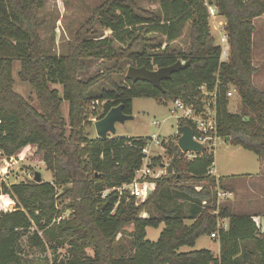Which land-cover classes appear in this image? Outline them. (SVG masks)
<instances>
[{
  "label": "trees",
  "instance_id": "obj_1",
  "mask_svg": "<svg viewBox=\"0 0 264 264\" xmlns=\"http://www.w3.org/2000/svg\"><path fill=\"white\" fill-rule=\"evenodd\" d=\"M212 2L226 20L230 53L225 61L211 32L205 0H161L159 12L142 13L134 1L109 0L97 10L96 20L110 35L78 36L66 54L54 53L39 33L38 12L44 0H0V160L36 145L54 178L53 182L8 184L0 173V200L14 203L11 210L0 206V264H264V232L255 215L235 214L215 203L216 193L210 186L216 187L222 178L211 173L214 150L205 149L187 159L176 143L178 136L164 140L173 172L150 178L156 183L155 190L138 202L130 191L114 188L133 181L150 137L90 135L95 123L92 118L102 119L121 104L124 113L132 114L136 97L154 98L159 103L176 99L199 103L205 86L210 92L217 91L218 135L230 137L234 145L264 158V89L253 82L257 70L253 64L255 19L264 15V0ZM188 23L190 50L178 51L171 44ZM86 32L98 34L92 25ZM143 43L162 48V52L134 51ZM105 58L117 60L112 69L81 78L87 61ZM16 60L20 62L18 75L31 85L39 108L15 90ZM126 60L149 69L178 60L189 65L164 79L160 89L147 81L128 79L121 65ZM113 74L124 76L125 83H119ZM101 80L112 89L102 91L98 105L91 91ZM52 85H61L62 95ZM230 86L241 97V112L229 110ZM64 101L69 103V123L62 112ZM184 126L193 127V123L178 119L180 133ZM66 157L74 160L75 183L79 181L82 188L77 191L79 199L64 205L71 213L62 218L59 200L63 195L58 186L74 181L64 166ZM165 165L162 155L151 157V167ZM86 172L90 180L85 178ZM205 181L199 189L196 183ZM105 189L114 190L103 196ZM219 217L229 220L226 229L218 227ZM161 223L164 228L158 240L147 239V228ZM127 225L133 226L129 233L133 249L116 256L118 235ZM215 230L219 236L212 239L220 243L219 256L207 248L181 250L195 247L199 237ZM30 249L38 250L39 257L28 259Z\"/></svg>",
  "mask_w": 264,
  "mask_h": 264
},
{
  "label": "rangeland",
  "instance_id": "obj_2",
  "mask_svg": "<svg viewBox=\"0 0 264 264\" xmlns=\"http://www.w3.org/2000/svg\"><path fill=\"white\" fill-rule=\"evenodd\" d=\"M109 0H44L42 9L38 12V19L40 24L39 33L46 44L56 54L68 53L71 45L75 42L78 36L84 34L104 37L110 35V31L101 25L100 20L97 19V10H99L104 3ZM111 1V0H110ZM123 1V0H121ZM127 2L134 1L139 13L143 11L159 12L161 0H125ZM140 9V10H139ZM216 19L210 18V28L212 34L215 36L216 43L221 45V36L224 33L223 29H216V21L224 20L216 7ZM226 21V20H224ZM255 32L253 34V64L257 68L253 75L254 84L264 89V15L255 20ZM93 26L98 34L87 33L86 30L90 26ZM156 34H149V37H156ZM159 39L164 40L163 37ZM191 43V25L188 23L185 26L182 36L171 44L172 47L178 51H189ZM119 44L116 43L115 47L118 49ZM145 50L147 53H160L162 48H153L152 45L139 44L134 51ZM230 53V51H229ZM223 60V58L221 57ZM115 60L110 59H91L87 61V69L80 76L83 79L90 77H96L103 75L107 72V69L116 64ZM126 69L132 65L131 60H126L121 63ZM20 70V62H14L13 75L15 79V90L22 94L25 98L29 99L30 103L39 108L36 93L32 89L31 85L27 82L21 81L18 72ZM119 83L124 84V76L119 74H113V76ZM57 87L62 95L61 85H52ZM112 89L111 85L104 80L99 81L91 91L94 95L95 104L101 105L100 94L103 90ZM229 110L232 112L242 111V100L238 95L229 99ZM173 107L171 101L167 103H159L154 98L136 97L133 99V113L134 119L127 120L124 123H116V133L110 134L113 137H151L153 134L159 135L160 139H168L169 137H175L174 135L178 131V115H173L170 112V108ZM62 112L67 123H69V103L64 101L62 105ZM93 122L96 121L92 118ZM153 120L161 121L160 127L152 124ZM69 126L67 125V131L69 132ZM91 137L97 136V132L94 127L90 128ZM68 134V133H67ZM163 149L153 141L149 144V149L152 155H162L163 160L167 165L170 164V157L166 153V146ZM215 162L212 166V174L216 178H222L216 187L210 186L213 192L216 193V205L219 208L228 207L230 212L235 214H261L260 226L264 228V158L258 156L256 153L244 149L241 146L234 145L230 141L225 139L218 140L214 147ZM74 160L66 157L64 159V166L68 173L73 175L74 181L58 186V192L63 197L59 200V206L63 210L62 218H68L71 210H64V205H68L77 199V191L82 188L78 182L75 183V163ZM36 171L41 172L42 181L53 182V173L47 170V165L44 161V153L38 150L36 145H28L18 151L11 159L3 157L0 160V173L8 184H12L20 181H34ZM158 169H156V172ZM167 173V172H165ZM153 177L157 179L164 175ZM88 172L84 174L87 180H90V176L87 178ZM79 177V176H78ZM80 180V179H79ZM207 184V181L196 183L200 189L202 185ZM76 191V194H75ZM79 199V198H78ZM140 202L139 199H137ZM64 203V204H63ZM214 204V203H212ZM14 205V203H13ZM12 205V206H13ZM155 215L160 216L155 212ZM143 216H148V213L143 212ZM219 222L229 224L227 218L218 219ZM132 225H127L124 229L125 232L119 233L118 243L116 245V256H120L121 252L129 253L132 251V242L130 237V231ZM164 228V223H161L158 227L147 228V239L151 241H157L161 231ZM210 235V234H209ZM208 234H204L196 242L193 249H213L216 251L218 242L217 239H211ZM120 248H122L120 250ZM189 247H183L182 250ZM65 250H63L64 252ZM62 252V253H63ZM50 254V252L48 253ZM28 259H35L39 257V252L36 249H30L27 254Z\"/></svg>",
  "mask_w": 264,
  "mask_h": 264
},
{
  "label": "built area",
  "instance_id": "obj_3",
  "mask_svg": "<svg viewBox=\"0 0 264 264\" xmlns=\"http://www.w3.org/2000/svg\"><path fill=\"white\" fill-rule=\"evenodd\" d=\"M214 0H205V4L209 11V18L216 19V6L212 2ZM226 23V22H225ZM216 29H223L224 33L221 36V47H222V54L221 57L223 61L227 60L229 57L230 45L228 34L225 30V24L221 20L217 21V25L215 26ZM185 62V61H183ZM238 95V90L235 86H230L227 90V97L230 99L233 96ZM199 103L192 102L191 104L185 103L181 99H176L171 101L173 103V107L170 108V112L173 115H178V119H187L192 121L193 127V139L199 143H201L205 149L209 151H213L214 147L218 140L223 139L221 136L218 135V95L217 91H208L205 86L201 87V93L198 96ZM152 124L155 126L160 127L162 122L158 120H153ZM182 132L180 133L179 130L174 136H178L176 143L178 145V139L181 136ZM164 139H160L159 135L153 134L147 141L146 146L143 149L144 157H143V164L142 166L135 171V177L131 183L124 184L121 187H117L114 189H118L120 192L123 190H128L140 201H145L149 196L147 194V190L149 188L154 189L156 187V183L151 181L150 178L155 176H160L162 173L167 172V163L163 167H151V157L153 156L150 149L149 144L153 141H156L159 146L164 148ZM179 146V145H178ZM180 148V147H179ZM181 150V148H180ZM195 152V151H188V152H181L184 153L187 159L195 158L199 153L203 152ZM158 155V154H157ZM156 169L158 171L156 172ZM212 172V170H211ZM114 189H105L103 191V196H106L111 190ZM12 203H8L5 200H0V206L6 210H11L13 208ZM218 227L226 229L228 227L227 224L221 223L218 221ZM211 238H216L219 236L218 231L212 232L210 234Z\"/></svg>",
  "mask_w": 264,
  "mask_h": 264
},
{
  "label": "water",
  "instance_id": "obj_4",
  "mask_svg": "<svg viewBox=\"0 0 264 264\" xmlns=\"http://www.w3.org/2000/svg\"><path fill=\"white\" fill-rule=\"evenodd\" d=\"M189 65V62L178 60L172 65L166 67H159L155 69H149L145 66L137 67L131 65L126 73V77L133 81H147L152 83L154 86L163 89L162 81L164 79H170L174 72H177L183 68H186ZM134 119L132 114H126L123 111V105H118L113 107L107 115L99 120H96L94 123L97 136L101 138H107L110 134L116 133V123H124L127 120ZM193 129L191 126H184L182 129V134L178 139V145L183 152L203 151L204 147L201 143L193 139ZM230 137H226L225 141H229ZM173 172V161L167 165V173L171 174ZM34 180L36 182H42V174L39 171H36ZM154 192V189L149 188L147 190L148 196H151Z\"/></svg>",
  "mask_w": 264,
  "mask_h": 264
},
{
  "label": "crops",
  "instance_id": "obj_5",
  "mask_svg": "<svg viewBox=\"0 0 264 264\" xmlns=\"http://www.w3.org/2000/svg\"><path fill=\"white\" fill-rule=\"evenodd\" d=\"M262 16H260V17H258V18H256L255 20H258L259 18H261ZM224 20H225V18H224ZM224 20H221L222 22H224V24H225V22L226 21H224ZM256 22V21H255ZM216 23H217V21H216ZM217 24H215V26H216ZM253 215H255L254 216V219L260 224V219H261V217H262V215L261 214H253ZM261 229H262V231L264 232V228L263 227H261ZM210 236V235H209ZM210 238H211V236H210ZM212 239V238H211ZM213 240V239H212ZM218 242V241H217ZM185 247H188V246H185ZM193 248L194 247H189L188 249H184V250H182V251H190V250H193ZM214 253H215V255L216 256H219L220 255V243L218 242V245H217V248H216V251L215 250H213V249H211Z\"/></svg>",
  "mask_w": 264,
  "mask_h": 264
}]
</instances>
